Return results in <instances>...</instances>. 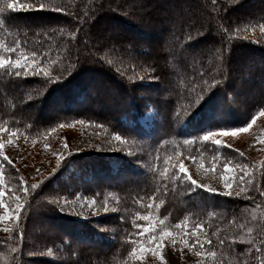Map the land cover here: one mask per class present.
I'll list each match as a JSON object with an SVG mask.
<instances>
[{"label":"trees","instance_id":"trees-1","mask_svg":"<svg viewBox=\"0 0 264 264\" xmlns=\"http://www.w3.org/2000/svg\"><path fill=\"white\" fill-rule=\"evenodd\" d=\"M108 1L0 0V57L11 62L0 67V133L39 142L60 126L89 121L129 143L115 154H69L37 182L3 160L0 191L7 203L20 197L22 207L0 233V264H149L137 250L165 230L170 234L164 240L184 243L196 264H264V157L234 159L226 144L218 156L214 143L219 130L250 122L264 108V91L241 107L235 78L229 82L232 53L242 47L243 57L262 62L247 78L264 83V8L256 0H215L236 12L206 21L215 31L210 50L196 53L189 45L204 37L200 27L174 6H160L166 18L159 54L139 38L120 35L96 41L91 49L99 68L88 66L78 51L84 54V39L96 30L94 17L108 14L145 36L154 28L137 23L158 16L147 0H136L129 14L116 11V2L115 10L109 8ZM36 17L45 19L37 23ZM104 99L111 104L103 105ZM148 109L160 114L150 131L140 125ZM208 132L215 135L205 141ZM193 153L234 159L247 173L232 195L195 188L178 170L179 158ZM106 155L118 156L125 172L114 174ZM79 192L104 214L81 219L69 210L63 202Z\"/></svg>","mask_w":264,"mask_h":264},{"label":"rangeland","instance_id":"rangeland-1","mask_svg":"<svg viewBox=\"0 0 264 264\" xmlns=\"http://www.w3.org/2000/svg\"><path fill=\"white\" fill-rule=\"evenodd\" d=\"M147 1L149 2V8L158 16L151 18L143 17L137 24L139 26L146 25L147 28L151 27L154 29H145V36H142L143 33H132L130 28H127L122 23L114 21L108 14L99 15L97 18L94 17L92 19V25L96 26V30L93 29L91 35H89L87 39H84L87 49L83 50V55L78 51V58L80 61L84 58H88L85 65L97 66V68H99L97 58L94 55L95 53H92L91 46L93 45L94 47L96 41L101 42L106 41V39L113 41L120 35H127L134 40L139 38L144 44L147 43L151 45L152 51L154 50L153 52L159 54L161 50L158 46H160L159 44L162 41L161 36L165 33L164 17L166 18V16H164L166 14L164 11L160 10V6H165L167 8L169 6H174L177 12L184 13L182 17L185 20L200 27L198 33L200 36L204 35V39H200L196 44H190V48L194 49L196 53H200L201 49L210 50V47H208V40L210 38L212 39L215 31L214 29H209V24L206 21L210 18H215L219 22L222 15L221 13L226 10H235L230 6H225L226 8L220 6L215 0H211V3L209 2L207 5L205 2L206 0H200L204 4V8L212 11L209 14L204 11V9L202 10L200 2L198 3L197 0ZM108 2H110L108 3V7L114 10V7L118 5L116 11L122 14H129L131 8L136 4V0H109ZM114 2H116L117 5ZM255 4L260 6V8H264V0H256ZM120 7L121 9H119ZM112 9H110V11ZM110 11H107V13ZM44 19V17H36L35 20H31L42 23ZM215 26L216 29H224V26L219 23ZM89 40L92 42L90 43ZM241 48L237 47L232 53L234 61L230 62L229 66L234 70V73L229 77V82L230 79L235 78L236 103L242 107L244 103L252 100L264 91V83L260 82L254 84L251 79L247 78L250 77L253 70H257L256 67L258 65H262V62H257L253 58H247V56L243 57ZM134 74L135 73H133L132 76ZM91 76L93 77V75ZM86 77L87 76H85V78ZM105 104H111V100L104 99L103 105ZM92 108L93 111L95 109L98 110L99 106L95 105L94 107L92 106ZM108 108L112 109L110 106L107 107V109ZM101 111L105 112L106 108L103 107ZM29 112L33 116H36L37 111L35 110V106H32ZM144 113L145 115H142L140 125L143 128L145 126L147 129L152 130L158 125L160 114L156 113L153 109H148ZM254 116L256 117L254 121L252 119L250 122H244L237 127L224 129L247 128V131H241L235 134L229 131L226 135H222L220 130L218 131L219 133L216 139L222 141H220V144H216L214 141L218 156L221 155L222 146L226 144L231 148V152L235 153L236 156L234 159L237 158V154L251 157L252 160L253 158L260 160L264 157V108L259 109ZM150 122L152 123L149 124ZM249 124H251V127H248ZM117 136H119L120 139H117ZM128 145L129 143H125V138L122 135L116 132H106L102 129L100 124L89 121H80L60 126L46 133L39 142H31L11 133H0V166L3 160H7V162L17 165L18 169L27 175L28 178L37 182L48 176L58 165V161L61 162L69 154L74 156H79V154L84 152L115 154L121 152L123 147ZM106 156H108V165L111 167L114 174L125 172L123 171L122 161L118 156ZM218 156L214 153H210L207 157L200 154L195 155V153L184 154L178 160V170L179 165L183 163L187 171L186 173H181L179 171V173L184 179L191 183L193 180L196 181V185L192 184L195 188H203L205 190L211 188L214 190L212 191L213 193H227L231 191L232 186L239 177L242 178L243 175H246L247 167L246 165L232 164L231 162L234 159L229 158L227 161H223L222 157ZM226 156H230V154L227 153ZM225 164L229 166L228 169H225ZM75 171L82 173V170L80 171V169L76 167ZM71 172H73L72 168ZM85 177L89 178V175L86 174ZM2 179L3 175L0 170V181H2ZM225 184L231 185V188H226ZM200 185H205L207 187H200ZM1 191L3 192V196H0V204L2 205L0 216H3L4 219L0 220V233L5 231L9 223L17 219L21 210L20 206H22L21 198L18 196L7 203V199L5 198L6 192L4 190ZM63 203L81 219H87L93 216L98 217L104 214V212L99 213L95 200L87 194L84 195L82 192H79L69 200H65ZM137 256L139 259H145L149 264H196L198 261L197 256L188 246L175 239H163L151 246L142 245L137 250Z\"/></svg>","mask_w":264,"mask_h":264},{"label":"snow or ice","instance_id":"snow-or-ice-1","mask_svg":"<svg viewBox=\"0 0 264 264\" xmlns=\"http://www.w3.org/2000/svg\"><path fill=\"white\" fill-rule=\"evenodd\" d=\"M7 7L8 8H13L14 7V5L13 4H11V3H9V4H7ZM39 8L40 9H43L44 8V5L43 4H40L39 5ZM3 9H0V11H2ZM0 23H2V22H0ZM9 63H11L9 60H5L4 58H2V57H0V67H3V66H5V65H7V64H9ZM15 64L17 65V66H20V61L19 60H17V61H15ZM18 74V73H17ZM253 121L256 119V117L255 116H253ZM248 127H251V124H249L248 125ZM248 129L247 128H235V129H230V130H224V129H221L220 130V132H221V134L222 135H226V134H228V132L230 131L231 133H233V134H235V133H237V132H241V131H247ZM4 131V129L3 128H0V132H3ZM214 135H215V133H213V132H208V133H206L203 137H202V139L203 140H205V141H208V140H210V139H212L213 137H214ZM117 139H120V137L119 136H117L116 137ZM215 143L216 144H220L221 142L219 141V140H215ZM58 163H59V161H58ZM224 167H225V169H228V165L227 164H225L224 165ZM179 171L181 172V173H186V168H185V165L183 164V163H181L180 165H179ZM189 179L191 180V177L189 176ZM192 184L193 185H196V181H192ZM32 187L33 188H35L36 187V185L34 184V185H32ZM200 187H207V186H205V185H200ZM225 187L226 188H231V185H229V184H225ZM26 190V189H25ZM209 192H212V191H214L213 189H211V188H208L207 189ZM233 193L231 192V191H229V192H227L226 193V195H232ZM236 195H239V193H236ZM0 196H3V192L2 191H0ZM20 207H22V206H20ZM4 219V217L3 216H0V220H3ZM17 219H18V216H17ZM147 219V218H146ZM152 230L151 229H149V232H151ZM170 233L168 232V231H163V232H161L160 233V236L159 237H154L153 238V240H152V242L153 243H156V241L157 240H163L164 239V237H166V236H168ZM207 243H211L210 241H207ZM221 243H223L222 241H221ZM14 250V249H13ZM133 252H135V249H133Z\"/></svg>","mask_w":264,"mask_h":264}]
</instances>
